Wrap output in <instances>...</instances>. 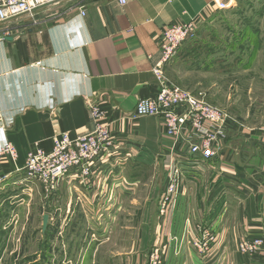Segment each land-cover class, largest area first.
<instances>
[{
  "label": "crops",
  "instance_id": "0c3cea01",
  "mask_svg": "<svg viewBox=\"0 0 264 264\" xmlns=\"http://www.w3.org/2000/svg\"><path fill=\"white\" fill-rule=\"evenodd\" d=\"M190 21L196 26L191 49L190 44L182 48L165 73L172 83L198 93L187 87L189 71L214 70L221 58L231 56L226 42L238 35L256 40L264 32V1L239 0L230 10L219 11L214 0H127L123 6L118 0H63L0 26L6 34L0 41V150L12 144L18 151L16 162L0 163V198L11 204L4 211L8 221L1 225H13L9 213H17L12 208L29 187L24 173L27 152L36 145L50 151L54 139L64 133L76 137L92 132L89 107L97 105L108 112L116 135L135 146L138 157L116 174L94 173L87 187L63 183L48 201L64 199L66 212H71L72 201L82 198L93 205L84 213L97 215L99 204L110 202L123 187L125 170L132 181L137 167L168 166L167 155L175 150L186 174L180 217L184 219L188 206L187 216L196 227L203 222L215 225L218 245L225 250L236 249L245 236L264 237V127L241 129L228 122L229 138L219 156L195 164L188 145L163 134L159 118H129L139 100L158 90L152 70L161 56L163 30ZM216 41L222 42L214 45ZM47 215L53 227V214ZM185 227L183 222L181 229ZM154 231L150 221L149 232ZM136 248L134 241L132 250ZM239 262L264 264V254H239Z\"/></svg>",
  "mask_w": 264,
  "mask_h": 264
},
{
  "label": "rangeland",
  "instance_id": "374dc122",
  "mask_svg": "<svg viewBox=\"0 0 264 264\" xmlns=\"http://www.w3.org/2000/svg\"><path fill=\"white\" fill-rule=\"evenodd\" d=\"M242 36L226 42L231 56L221 58L214 70L199 67L189 71L187 87L201 91L208 103L221 108L227 116V125L231 122L241 129L261 128L264 127V32L253 41ZM221 42L216 41L214 45ZM135 157H138L137 149ZM170 160L162 168L137 167L132 181L125 170L123 189H116L117 195L110 202L104 199L93 216L84 213V209L93 205L87 206L82 198L76 204L72 201V211L66 212L68 201L60 199L53 204L45 198L39 185L28 182V192H20L23 195L18 201L19 206L28 204L22 208L14 204L16 207L12 210L17 213H9V217L13 215V225L8 227L1 222L8 221L4 211L11 204L0 198V264H226L225 259L228 264H249L239 262V254L249 258L264 254V237L249 236L252 240H263L252 254L241 251V241L236 249L225 250L218 245L215 225L203 222L196 227L187 216L188 206L184 219L180 217L185 204L179 202L184 182L179 183L178 192L169 193L167 181L164 186ZM49 213L53 214L55 223L43 232V216ZM149 213L151 216L147 217ZM150 221L153 233L149 232ZM183 222L186 227L182 230ZM5 237L8 238L6 248ZM134 241L135 251L132 250Z\"/></svg>",
  "mask_w": 264,
  "mask_h": 264
},
{
  "label": "built area",
  "instance_id": "2783aa9c",
  "mask_svg": "<svg viewBox=\"0 0 264 264\" xmlns=\"http://www.w3.org/2000/svg\"><path fill=\"white\" fill-rule=\"evenodd\" d=\"M63 0H0V26L20 16H33L41 7L57 4ZM239 0H214L219 11L230 10ZM123 6L127 0H118ZM81 14L84 10L80 7ZM196 26L193 21L175 23L165 28L159 39L161 56L153 67L158 90L153 97L139 100L129 116L131 120L155 117L161 120L163 134L175 143L188 145L190 160L195 164L208 162L218 157L229 138L225 112L208 103L203 93H193L171 84L165 68L178 52L191 42ZM6 37L0 29V40ZM94 130L72 137L68 133L54 139L53 147L46 151L36 145L27 152L24 173L26 182L40 186L46 199L60 193L63 183L87 187L94 173L116 174L134 158L135 146L128 144L123 136H117L108 112L100 106L89 107ZM170 169L167 172L169 193L178 192L186 174L175 150L171 151ZM18 151L12 144L0 150V163L16 162ZM3 179L0 177V184ZM255 239V238H253ZM243 237L239 246L245 254H252L263 240Z\"/></svg>",
  "mask_w": 264,
  "mask_h": 264
},
{
  "label": "water",
  "instance_id": "95a60500",
  "mask_svg": "<svg viewBox=\"0 0 264 264\" xmlns=\"http://www.w3.org/2000/svg\"><path fill=\"white\" fill-rule=\"evenodd\" d=\"M48 223H49V215L46 214L43 216V232L47 230Z\"/></svg>",
  "mask_w": 264,
  "mask_h": 264
},
{
  "label": "bare ground",
  "instance_id": "6f19581e",
  "mask_svg": "<svg viewBox=\"0 0 264 264\" xmlns=\"http://www.w3.org/2000/svg\"><path fill=\"white\" fill-rule=\"evenodd\" d=\"M41 8H43V7H41ZM20 17H22V16H20ZM20 17H18V18H20ZM18 18H15V19H13V20H16V19H18ZM1 41V40H0Z\"/></svg>",
  "mask_w": 264,
  "mask_h": 264
}]
</instances>
